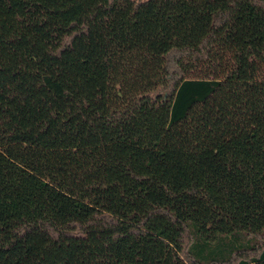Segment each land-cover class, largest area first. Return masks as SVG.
<instances>
[{
	"label": "trees",
	"instance_id": "1",
	"mask_svg": "<svg viewBox=\"0 0 264 264\" xmlns=\"http://www.w3.org/2000/svg\"><path fill=\"white\" fill-rule=\"evenodd\" d=\"M0 0V264H264V0Z\"/></svg>",
	"mask_w": 264,
	"mask_h": 264
},
{
	"label": "rangeland",
	"instance_id": "2",
	"mask_svg": "<svg viewBox=\"0 0 264 264\" xmlns=\"http://www.w3.org/2000/svg\"><path fill=\"white\" fill-rule=\"evenodd\" d=\"M41 1H43V2H45V3H51V4H58V1H59V3L60 4H62L61 2V0H41Z\"/></svg>",
	"mask_w": 264,
	"mask_h": 264
},
{
	"label": "crops",
	"instance_id": "3",
	"mask_svg": "<svg viewBox=\"0 0 264 264\" xmlns=\"http://www.w3.org/2000/svg\"><path fill=\"white\" fill-rule=\"evenodd\" d=\"M90 4L98 3L100 0H86Z\"/></svg>",
	"mask_w": 264,
	"mask_h": 264
}]
</instances>
